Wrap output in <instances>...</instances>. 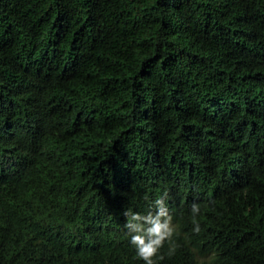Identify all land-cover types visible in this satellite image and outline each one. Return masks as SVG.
<instances>
[{"label":"trees","instance_id":"16d2710c","mask_svg":"<svg viewBox=\"0 0 264 264\" xmlns=\"http://www.w3.org/2000/svg\"><path fill=\"white\" fill-rule=\"evenodd\" d=\"M161 198L158 264H264V0H0V264H143Z\"/></svg>","mask_w":264,"mask_h":264},{"label":"clouds","instance_id":"9594fccd","mask_svg":"<svg viewBox=\"0 0 264 264\" xmlns=\"http://www.w3.org/2000/svg\"><path fill=\"white\" fill-rule=\"evenodd\" d=\"M155 212L141 214L131 209H126L123 213L127 217L124 227L128 230L129 243L135 249L136 257L143 261V264H158L165 256L160 250L168 242L169 250L167 255L171 257L175 254L177 245L173 242L174 235L178 234L177 225L173 223V216L170 214L164 199L155 201ZM192 231L195 234L201 232V228L196 217L200 213L198 204L191 205Z\"/></svg>","mask_w":264,"mask_h":264},{"label":"rangeland","instance_id":"374dc122","mask_svg":"<svg viewBox=\"0 0 264 264\" xmlns=\"http://www.w3.org/2000/svg\"><path fill=\"white\" fill-rule=\"evenodd\" d=\"M203 264H213V255L209 254L198 258Z\"/></svg>","mask_w":264,"mask_h":264}]
</instances>
